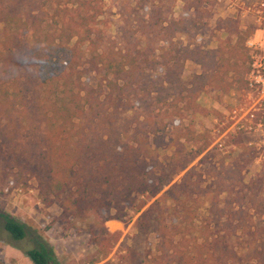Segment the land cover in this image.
<instances>
[{
  "label": "trees",
  "instance_id": "obj_1",
  "mask_svg": "<svg viewBox=\"0 0 264 264\" xmlns=\"http://www.w3.org/2000/svg\"><path fill=\"white\" fill-rule=\"evenodd\" d=\"M116 7L112 35L100 25L105 0H0V185L35 179L45 205L87 222L91 264H128L114 253L126 203L157 230L152 264H264V168L246 180L253 153L243 164L206 155L198 169L201 147L188 151L186 140L202 134L181 124L208 114L202 93L247 89L253 28L236 16L212 25V0ZM188 61L201 71L186 79ZM0 225L31 241L33 264H63L4 207Z\"/></svg>",
  "mask_w": 264,
  "mask_h": 264
},
{
  "label": "rangeland",
  "instance_id": "obj_2",
  "mask_svg": "<svg viewBox=\"0 0 264 264\" xmlns=\"http://www.w3.org/2000/svg\"><path fill=\"white\" fill-rule=\"evenodd\" d=\"M118 1L105 0V13L101 16L100 25L112 35L117 33L121 23L116 7ZM212 1L215 2L216 11L212 20V25H214L218 17L228 16L220 15L219 10L229 7L227 4H217L215 0ZM258 1L260 0H241L240 5L235 8V16L239 18L240 24L245 25L246 28H253L252 34L257 27L253 8ZM181 8L182 2L178 1L175 12L178 13ZM252 34L248 39L253 36ZM203 36L201 35V37ZM224 36L222 32L218 31L210 45L216 46L218 37ZM247 53L250 56L248 47ZM200 71L198 65L188 61L183 76L188 79L193 73ZM249 73L250 71L246 74V79L250 78ZM257 97V91L252 90L248 83L245 91L231 89L230 92L223 93L210 89L201 94L199 101L209 111L208 114L188 116L181 121V124H190L191 129L202 134V137L197 138H193L189 134L186 140L188 151L201 147L200 155L191 164L199 162L198 169L205 170L209 166V162L204 161L208 157L206 155H215L218 159L223 158L226 163L237 159L243 164V161H248L255 153V157L243 169L246 180L264 168V128L256 132H246L240 130L238 128L240 124H237L240 119L244 120L242 116L245 111L242 110V107L251 106ZM170 127L173 129V125ZM196 139L198 141H195ZM167 178L169 176H165V179ZM0 207H4L5 210L24 222L29 231L37 230L42 233L54 246L63 264H91V261L99 254L98 246L92 240L88 230V223L78 219H63L59 201H54L50 206L45 205L40 197V190L35 179H31L27 187L14 186L11 178L5 184L0 185ZM108 213L102 212L101 214L105 217ZM123 215L128 225L116 243L115 257L127 261L128 264H152L150 259L155 253L158 241L157 230L154 227L141 226L142 222L138 220L139 213L127 203ZM31 246L32 243L29 239L14 240L0 225V259L2 264H33L25 253V250Z\"/></svg>",
  "mask_w": 264,
  "mask_h": 264
},
{
  "label": "built area",
  "instance_id": "obj_3",
  "mask_svg": "<svg viewBox=\"0 0 264 264\" xmlns=\"http://www.w3.org/2000/svg\"><path fill=\"white\" fill-rule=\"evenodd\" d=\"M217 4H227L229 8H237L241 0H215ZM257 29L260 35H253L247 40L250 51L251 69L248 85L258 93L257 99L251 106H244L245 114L237 124L238 128L246 132H256L264 128V0L258 1L253 8Z\"/></svg>",
  "mask_w": 264,
  "mask_h": 264
},
{
  "label": "crops",
  "instance_id": "obj_4",
  "mask_svg": "<svg viewBox=\"0 0 264 264\" xmlns=\"http://www.w3.org/2000/svg\"><path fill=\"white\" fill-rule=\"evenodd\" d=\"M219 14L220 15H228V16H235V9H232V8H228V9H225V10H219ZM255 23H256V21H255ZM257 25V24H256ZM241 27L242 28H246V26L245 25H241ZM257 35V36H259L260 35V31L257 29V27L255 28V30H254V33L252 34V35Z\"/></svg>",
  "mask_w": 264,
  "mask_h": 264
}]
</instances>
